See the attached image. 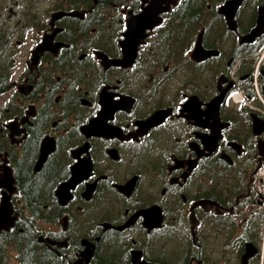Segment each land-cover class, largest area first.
I'll return each mask as SVG.
<instances>
[{"label": "flooded vegetation", "instance_id": "flooded-vegetation-1", "mask_svg": "<svg viewBox=\"0 0 264 264\" xmlns=\"http://www.w3.org/2000/svg\"><path fill=\"white\" fill-rule=\"evenodd\" d=\"M168 1L0 0V264H264V0Z\"/></svg>", "mask_w": 264, "mask_h": 264}, {"label": "water", "instance_id": "water-1", "mask_svg": "<svg viewBox=\"0 0 264 264\" xmlns=\"http://www.w3.org/2000/svg\"><path fill=\"white\" fill-rule=\"evenodd\" d=\"M163 1H165V0H152V3L150 4L151 5V8H149V9H146V10H144V12H143V14H141V13H139V14H137L138 16V18L137 19H142L141 21H142V23L141 22H135V23H133V24H131V27H133V26H137V27H140L141 26V29L143 30L147 25H151V24H154V23H156V22H158V20H159V17H158V12H161V11H163L164 9H166L167 8V5H168V0H166L165 1V3H166V6H162V4H163ZM241 2V0H228L221 8H220V10L221 11H224V12H226V11H233L234 9H235V7L239 4ZM58 13H60V12H54L53 13V17H56L57 15H58ZM61 14V13H60ZM263 15L262 14H260V9H259V16H258V20H260V18L262 17ZM264 17V16H263ZM263 22V21H262ZM140 23V24H139ZM135 24V25H134ZM128 27H129V19H128ZM140 29V28H139ZM261 29H263L262 27H259L258 26V21H257V25H256V27L252 30V32H251V34H256L258 31L257 30H261ZM139 35H142V33H141V30H140V32H139ZM136 37H138V35L137 36H135V37H133V36H130V34H129V31L127 32V38H125L124 40H122L121 41V44H122V46H123V50H125L124 49V46H126V49L127 48H130L129 47V45H131V44H134L135 45V47H136V44L138 43V40H135L134 38H136ZM132 41V42H131ZM123 42V43H122ZM198 42H199V40H197V42H196V45H195V49H197V47H198ZM133 46V45H132ZM135 47L132 49V52H131V55H132V53L134 54V50H135ZM130 52V51H129ZM206 53V52H205ZM193 55V54H192ZM204 56V55H203ZM49 149V148H48ZM47 153V149L44 147V145L42 146V149H41V153L40 154H43V155H45ZM3 170H6V172L4 173V175H3V179H5L6 180V182L7 183H4L3 184V182H1L0 181V186H3V185H5L6 187L7 186H9L8 184L10 183H12L13 182V177H12V175H11V172H10V168H9V166H7V165H5L4 166V168H3ZM0 180H1V177H0ZM72 182H73V180L72 181H70L69 182V184H72ZM61 188V187H60ZM63 188V187H62ZM63 190V189H62ZM58 191V190H57ZM56 191V192H57ZM9 205H10V203H9V199H8V195H3V196H1V198H0V229H2V228H8L12 223H13V216L12 215H10V213H8L9 212ZM138 214V213H137ZM143 214H146V213H143ZM159 218H160V216H159ZM47 241L48 242H55V241H53L52 239H49V238H47ZM250 245H252V244H250ZM250 252V251H249Z\"/></svg>", "mask_w": 264, "mask_h": 264}, {"label": "trees", "instance_id": "trees-1", "mask_svg": "<svg viewBox=\"0 0 264 264\" xmlns=\"http://www.w3.org/2000/svg\"><path fill=\"white\" fill-rule=\"evenodd\" d=\"M192 15V14H191ZM185 16H189V13L188 11H185V12H180V18H184ZM176 24L180 25L179 22H176ZM19 238V237H18ZM32 241H35L34 240V237H32ZM4 257V249L3 247L0 246V258Z\"/></svg>", "mask_w": 264, "mask_h": 264}, {"label": "rangeland", "instance_id": "rangeland-1", "mask_svg": "<svg viewBox=\"0 0 264 264\" xmlns=\"http://www.w3.org/2000/svg\"><path fill=\"white\" fill-rule=\"evenodd\" d=\"M48 1H50V0H48Z\"/></svg>", "mask_w": 264, "mask_h": 264}]
</instances>
